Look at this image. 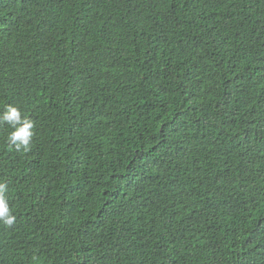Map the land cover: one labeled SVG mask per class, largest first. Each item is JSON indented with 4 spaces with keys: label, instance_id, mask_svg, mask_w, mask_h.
<instances>
[{
    "label": "trees",
    "instance_id": "16d2710c",
    "mask_svg": "<svg viewBox=\"0 0 264 264\" xmlns=\"http://www.w3.org/2000/svg\"><path fill=\"white\" fill-rule=\"evenodd\" d=\"M9 2L0 264H264V0Z\"/></svg>",
    "mask_w": 264,
    "mask_h": 264
},
{
    "label": "clouds",
    "instance_id": "9594fccd",
    "mask_svg": "<svg viewBox=\"0 0 264 264\" xmlns=\"http://www.w3.org/2000/svg\"><path fill=\"white\" fill-rule=\"evenodd\" d=\"M10 3L9 0H0V32L6 30L5 28L13 20L14 16L7 14L5 6ZM122 22V28L115 33V37L121 44H124L127 48H132L138 38L139 25L141 23V18H133L132 20H125ZM0 122H7V124L12 128L9 133L8 141L10 146H14L17 151L23 150L25 152L30 150L31 141L34 135L33 122L23 116L21 110L17 106L8 105L3 113H0ZM258 135L264 136V132H257ZM247 158L249 160L253 159H264V145H258V148L252 147L249 152H247ZM7 184L0 183V223L5 226H12L15 222L16 217L12 214L8 199L6 196ZM205 197V194L203 195ZM202 196V197H203ZM163 224H171V219L165 218ZM236 264H242L236 262ZM246 264V263H245Z\"/></svg>",
    "mask_w": 264,
    "mask_h": 264
}]
</instances>
